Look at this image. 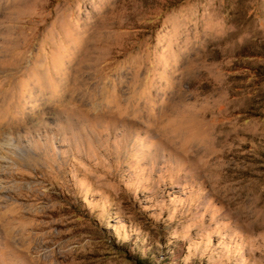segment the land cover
<instances>
[{
	"label": "rangeland",
	"instance_id": "374dc122",
	"mask_svg": "<svg viewBox=\"0 0 264 264\" xmlns=\"http://www.w3.org/2000/svg\"><path fill=\"white\" fill-rule=\"evenodd\" d=\"M0 264H264V0H0Z\"/></svg>",
	"mask_w": 264,
	"mask_h": 264
}]
</instances>
